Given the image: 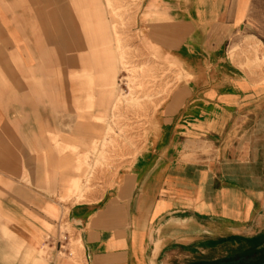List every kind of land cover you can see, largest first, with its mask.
Listing matches in <instances>:
<instances>
[{
	"label": "crops",
	"instance_id": "0c3cea01",
	"mask_svg": "<svg viewBox=\"0 0 264 264\" xmlns=\"http://www.w3.org/2000/svg\"><path fill=\"white\" fill-rule=\"evenodd\" d=\"M78 1L80 18L74 0H0V264H69L49 240L64 218L86 264L250 250L264 234V81L230 49L264 48V0H142L146 49L184 79L159 108L157 138L72 203L61 199L78 160L106 131L90 119L108 115L83 76L88 0Z\"/></svg>",
	"mask_w": 264,
	"mask_h": 264
},
{
	"label": "rangeland",
	"instance_id": "374dc122",
	"mask_svg": "<svg viewBox=\"0 0 264 264\" xmlns=\"http://www.w3.org/2000/svg\"><path fill=\"white\" fill-rule=\"evenodd\" d=\"M75 2L74 12L80 18V2L78 5ZM141 2L88 0L89 71L83 76H88L90 92H99L100 99L108 102L105 104L108 115L90 119L94 125H104L106 131L101 140L94 138L88 153L79 158L75 177L78 180L70 194L61 200L72 199V203L90 200V194L108 177L111 179L124 162L145 151L148 142L158 136L159 108L184 79L178 63L167 55L146 49L143 33L137 28ZM247 43L246 40L230 49V56L240 67L250 74L258 73L264 81V48H250ZM94 106L97 99H90L88 109ZM63 223L62 230L71 235L74 256H58L69 264H86L80 238L66 218ZM260 249L234 248L216 260L201 262L221 264L239 257L258 258L262 256Z\"/></svg>",
	"mask_w": 264,
	"mask_h": 264
},
{
	"label": "built area",
	"instance_id": "2783aa9c",
	"mask_svg": "<svg viewBox=\"0 0 264 264\" xmlns=\"http://www.w3.org/2000/svg\"><path fill=\"white\" fill-rule=\"evenodd\" d=\"M64 224H62L63 227ZM59 229V235L57 237H49V240L56 246L58 255L66 258L74 256V251L71 247V235L69 231Z\"/></svg>",
	"mask_w": 264,
	"mask_h": 264
},
{
	"label": "trees",
	"instance_id": "16d2710c",
	"mask_svg": "<svg viewBox=\"0 0 264 264\" xmlns=\"http://www.w3.org/2000/svg\"><path fill=\"white\" fill-rule=\"evenodd\" d=\"M263 247L259 250V252L262 253V256L259 257L260 259V262L262 264H264V256H263V253L262 251H264V234L260 235L256 241L252 242V249L253 250H256L259 246H262ZM225 262H221V264H224ZM193 264H203L201 261L200 262H196V263H193ZM228 264H231V263H228ZM243 264V263H242Z\"/></svg>",
	"mask_w": 264,
	"mask_h": 264
},
{
	"label": "water",
	"instance_id": "95a60500",
	"mask_svg": "<svg viewBox=\"0 0 264 264\" xmlns=\"http://www.w3.org/2000/svg\"><path fill=\"white\" fill-rule=\"evenodd\" d=\"M258 260L257 257L255 256H252V257H239L238 259L236 260H232L230 263L231 264H249L251 262H256Z\"/></svg>",
	"mask_w": 264,
	"mask_h": 264
},
{
	"label": "flooded vegetation",
	"instance_id": "af4514ba",
	"mask_svg": "<svg viewBox=\"0 0 264 264\" xmlns=\"http://www.w3.org/2000/svg\"><path fill=\"white\" fill-rule=\"evenodd\" d=\"M258 262H260V259H259V257H258V260L256 261V262H253V263H256V264H258ZM228 263H230V262H225L224 264H228ZM262 264V263H261Z\"/></svg>",
	"mask_w": 264,
	"mask_h": 264
}]
</instances>
